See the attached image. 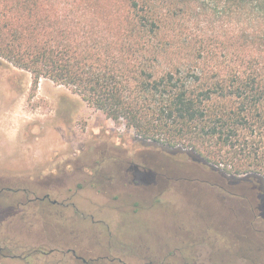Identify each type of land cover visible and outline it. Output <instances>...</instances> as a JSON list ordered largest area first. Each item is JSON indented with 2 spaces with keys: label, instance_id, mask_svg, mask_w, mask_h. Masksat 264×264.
I'll use <instances>...</instances> for the list:
<instances>
[{
  "label": "rangeland",
  "instance_id": "obj_1",
  "mask_svg": "<svg viewBox=\"0 0 264 264\" xmlns=\"http://www.w3.org/2000/svg\"><path fill=\"white\" fill-rule=\"evenodd\" d=\"M0 210V264H264L263 181L144 142L1 58Z\"/></svg>",
  "mask_w": 264,
  "mask_h": 264
},
{
  "label": "trees",
  "instance_id": "obj_2",
  "mask_svg": "<svg viewBox=\"0 0 264 264\" xmlns=\"http://www.w3.org/2000/svg\"><path fill=\"white\" fill-rule=\"evenodd\" d=\"M0 58L144 142L264 182V0L6 2Z\"/></svg>",
  "mask_w": 264,
  "mask_h": 264
},
{
  "label": "flooded vegetation",
  "instance_id": "obj_3",
  "mask_svg": "<svg viewBox=\"0 0 264 264\" xmlns=\"http://www.w3.org/2000/svg\"><path fill=\"white\" fill-rule=\"evenodd\" d=\"M135 169V168H134ZM135 171V170H134ZM43 199H48V196H45ZM54 204H56L55 202H54ZM73 253V255H74V252H72Z\"/></svg>",
  "mask_w": 264,
  "mask_h": 264
}]
</instances>
